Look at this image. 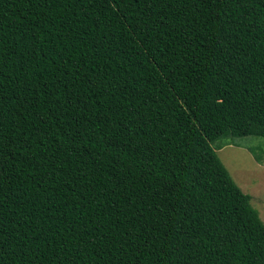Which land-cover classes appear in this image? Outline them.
I'll list each match as a JSON object with an SVG mask.
<instances>
[{
    "label": "trees",
    "instance_id": "trees-1",
    "mask_svg": "<svg viewBox=\"0 0 264 264\" xmlns=\"http://www.w3.org/2000/svg\"><path fill=\"white\" fill-rule=\"evenodd\" d=\"M246 135L264 0H0V264H264Z\"/></svg>",
    "mask_w": 264,
    "mask_h": 264
},
{
    "label": "rangeland",
    "instance_id": "rangeland-1",
    "mask_svg": "<svg viewBox=\"0 0 264 264\" xmlns=\"http://www.w3.org/2000/svg\"><path fill=\"white\" fill-rule=\"evenodd\" d=\"M211 145L234 183L250 196L251 206L264 223V138L225 136Z\"/></svg>",
    "mask_w": 264,
    "mask_h": 264
}]
</instances>
